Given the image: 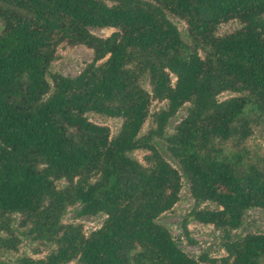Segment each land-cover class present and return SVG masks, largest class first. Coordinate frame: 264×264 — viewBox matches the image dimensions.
<instances>
[{
	"label": "trees",
	"instance_id": "1",
	"mask_svg": "<svg viewBox=\"0 0 264 264\" xmlns=\"http://www.w3.org/2000/svg\"><path fill=\"white\" fill-rule=\"evenodd\" d=\"M231 20L240 27L219 34ZM62 43L93 52L75 76L50 71ZM89 112L121 118L120 129L111 136ZM258 127L264 0H0V246L17 249L16 224L54 247L18 264H264V231L232 233L264 209V157L246 144ZM137 149L142 160L129 154ZM183 182L187 217L221 232L223 255H189L157 221ZM69 209L105 217L85 232L63 220Z\"/></svg>",
	"mask_w": 264,
	"mask_h": 264
},
{
	"label": "rangeland",
	"instance_id": "2",
	"mask_svg": "<svg viewBox=\"0 0 264 264\" xmlns=\"http://www.w3.org/2000/svg\"><path fill=\"white\" fill-rule=\"evenodd\" d=\"M170 20L178 27L183 37L187 36L186 24L179 18L169 15ZM240 27L239 22L231 20L227 23H223L218 28L219 34H224L235 30ZM91 31L97 35L105 36L113 31L112 28H92ZM56 59L50 66L51 72H57L65 76H75L82 68L92 60L93 52L91 49L83 45H67L65 43L60 44L57 47ZM143 85L148 88L146 81H143ZM232 93L225 92L220 95V98L231 96ZM165 106V102L157 103L153 102L151 105V111L162 108ZM185 107L180 109L175 117H173L168 127L166 128V135L173 132L174 125L179 119L185 115ZM89 120L108 125L111 131V136H114L120 129L122 122L121 118L110 117L102 114L89 112L86 114ZM152 125L151 119L149 118L144 124L142 133H145ZM155 144L158 146L163 156L176 168L179 165L175 158L168 152L166 144L163 139L155 138ZM247 146L259 155L264 157V128H255L253 136L246 142ZM144 151L133 150L129 154L132 157L142 160ZM57 186L61 187L65 184L64 180H60ZM210 206L212 204H203L202 206ZM193 206V200L188 192L187 184H184L181 189L180 199L173 206V208L167 212H164L157 221L165 225L171 232L176 243L179 247L191 256H197L202 250L210 251V255L220 256L224 254V251L219 248L221 239V232L216 230L210 224L200 223L187 217L189 210ZM75 211L69 209L63 216L65 222H81L84 226L85 232H89L101 225L104 220V214H97L95 216H83L79 218L74 217ZM186 219V225L190 232L189 237L195 241L194 244H189L187 238L182 234V222ZM15 230V238L17 239L16 250H5L0 246V264H18V260L24 256L42 257L46 253L50 252L54 247L52 245H44L31 237L24 234L25 230L19 229L16 224L11 226ZM264 231V209L262 208H251L247 211L244 217L243 224L232 233L234 235H242L246 232H257ZM2 237H8L4 232H0ZM74 264V263H70Z\"/></svg>",
	"mask_w": 264,
	"mask_h": 264
}]
</instances>
